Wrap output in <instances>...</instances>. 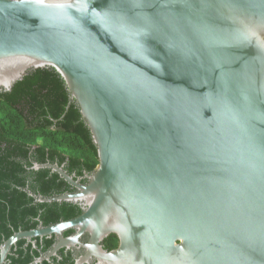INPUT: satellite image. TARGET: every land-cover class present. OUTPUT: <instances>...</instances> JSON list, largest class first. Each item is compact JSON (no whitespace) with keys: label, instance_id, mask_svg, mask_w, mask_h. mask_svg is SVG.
<instances>
[{"label":"water","instance_id":"95a60500","mask_svg":"<svg viewBox=\"0 0 264 264\" xmlns=\"http://www.w3.org/2000/svg\"><path fill=\"white\" fill-rule=\"evenodd\" d=\"M45 67L99 164L83 184L34 163L75 191L29 194L83 212L15 232L0 264L43 237L30 264L80 248L74 264H264V0H0V92Z\"/></svg>","mask_w":264,"mask_h":264},{"label":"trees","instance_id":"16d2710c","mask_svg":"<svg viewBox=\"0 0 264 264\" xmlns=\"http://www.w3.org/2000/svg\"><path fill=\"white\" fill-rule=\"evenodd\" d=\"M70 102L65 81L52 67L35 69L11 91L0 92V245L17 231L37 228L40 223L52 225L83 212L79 204L40 203L29 194L75 191L51 169H33L35 162L59 164L76 178L93 173L99 164L97 147L79 106ZM81 182L86 184L88 179ZM25 243L18 242L5 264L32 263L51 249L55 238H45L40 251Z\"/></svg>","mask_w":264,"mask_h":264},{"label":"flooded vegetation","instance_id":"af4514ba","mask_svg":"<svg viewBox=\"0 0 264 264\" xmlns=\"http://www.w3.org/2000/svg\"><path fill=\"white\" fill-rule=\"evenodd\" d=\"M88 175L89 174H87V173H84V175L82 176V177H80V178H84V179H87V177H88ZM68 232V231H67ZM72 234H74V231H72L70 234H66V232L64 233V235L65 236H70V235H72ZM112 235H110V236H108L107 238H105L104 240H103V242L101 243L102 244V246L106 249V250H108V251H111V250H114V249H116L117 247H118V245H119V239H118V237L115 235L114 237H111ZM45 238L47 239V240H50V239H53V238H55V237H43V238H38V240H40L39 242H38V240H36V245H33L34 246V248H36L37 250H42V248L44 247V244H45ZM90 239V236H89V234H85L83 237H82V239H81V241L83 242V243H86V242H88V240ZM55 242H56V238H55ZM28 243H30V242H28L27 241V243H25V247L26 246H28ZM18 244V243H17ZM16 244V245H17ZM31 244V243H30ZM16 245L14 246L15 247V249H17V247H16ZM14 247L12 248V250L14 249ZM52 248V247H51ZM12 250H11V252H10V254H13L12 253ZM49 251V250H48ZM47 251V252H48ZM47 252H42L41 253V255H43V254H45V253H47ZM85 251H84V249L83 248H80V249H62V250H60L59 252H58V254L55 256V257H52L51 259H50V264H69L70 263V261H72V260H74V262H75V260L80 256V255H82L83 253H84ZM9 254V255H10ZM43 263V262H42ZM74 264V263H73ZM90 264H96V260L95 259H93L91 262H90Z\"/></svg>","mask_w":264,"mask_h":264}]
</instances>
